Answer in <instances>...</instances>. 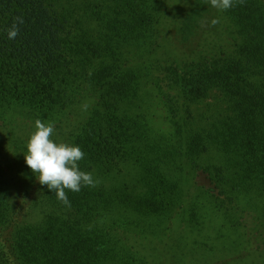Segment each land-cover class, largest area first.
Returning a JSON list of instances; mask_svg holds the SVG:
<instances>
[{
  "label": "rangeland",
  "instance_id": "rangeland-1",
  "mask_svg": "<svg viewBox=\"0 0 264 264\" xmlns=\"http://www.w3.org/2000/svg\"><path fill=\"white\" fill-rule=\"evenodd\" d=\"M74 4L89 7L84 27L96 43L90 47L98 45L78 75L85 69L90 80L97 70L100 78L79 94L76 127L61 137L81 148L79 169L98 183L66 190L65 205L37 181L46 201L29 221L5 223L0 215V264H264V156L257 165L252 149H264V141L231 123L238 113L233 101L242 104L264 80L257 75L261 66H253L262 52L264 0H236L226 11L210 0ZM222 68L226 76L218 77ZM228 78L237 94L221 88ZM45 103L54 110L59 105ZM38 106L34 113L47 108ZM44 118L53 122L46 111ZM20 127L24 132L0 129L2 171L12 153L26 164L34 131ZM202 139L214 150L194 167L183 150ZM222 163V175L240 176L235 191L211 178ZM126 192L133 200L120 202Z\"/></svg>",
  "mask_w": 264,
  "mask_h": 264
},
{
  "label": "trees",
  "instance_id": "trees-1",
  "mask_svg": "<svg viewBox=\"0 0 264 264\" xmlns=\"http://www.w3.org/2000/svg\"><path fill=\"white\" fill-rule=\"evenodd\" d=\"M73 2L74 0H0V108L3 107V111H0L1 130L11 132L17 129L24 132V129L20 127L21 123L24 127L30 128V132L35 131V124L32 123L33 119L30 115L34 117V123L39 119L48 124L44 118L45 111L47 115L53 116L51 124L55 127V133L50 139L55 142H64L61 137L63 132L66 129L69 130L68 128L76 127L73 121V109L79 104V94L85 89L94 88L92 80L100 77L97 76V70L93 72V79L90 80L86 77L85 69L78 75L79 64L87 57L91 58L88 54L90 48L98 47V45L90 47V43H96L89 41V33L84 27V23L89 18V15L86 16L89 7L86 5L76 7ZM16 17H22L24 23L19 25L17 37L9 39L7 30L11 28ZM260 42L262 52L253 54L257 57L253 66H261L257 71L258 76L264 75V37H260ZM95 50H97V56H104L102 51L104 49ZM223 69H217L218 77L221 74L226 76ZM207 78L202 77L199 81ZM221 85L228 94L238 92L237 86L230 78ZM191 86V88H198L199 84ZM257 87H261L259 91L249 95L242 104L239 98L233 101L238 113L232 117L234 120L231 123L234 126L241 123L250 136L257 134L264 141V80ZM245 90L250 91L247 88ZM206 92L205 89L204 93ZM121 96L122 93L118 94V98ZM51 99L59 103L55 110L45 103L47 101L49 103ZM26 105L30 107L29 111L19 108ZM38 105H46L47 108L41 113H34ZM242 106L244 109H240ZM10 108L11 111L8 112ZM208 144L207 142L204 144L202 139L199 144L183 150L190 165L194 167L204 165L201 161L214 150ZM252 149L257 154L254 160L259 165V161L262 163L264 149L259 145L253 146ZM236 151L238 155H241V151ZM16 154L12 153L6 158L4 156L8 164L3 171L0 164V215L5 223H15L20 219L29 221L35 211L46 201L45 196H41V188L37 184L36 176L27 172V165L22 164L20 155ZM238 155L236 158L246 163V159L242 160V156ZM9 157H12L13 161ZM217 165L213 166L217 172H213L211 178L219 177V180L226 184L224 190L230 192L233 188L235 191L234 182H238L237 178L240 176H224L221 171L225 170V164ZM235 165H239L237 161ZM245 169L240 170L239 175L244 174ZM124 194L123 200L118 198L120 202L133 200L129 193ZM31 195L34 198L30 207H27L26 201L29 196L31 198ZM102 216L103 213H97L98 220ZM27 217H30L29 220L26 219Z\"/></svg>",
  "mask_w": 264,
  "mask_h": 264
},
{
  "label": "clouds",
  "instance_id": "clouds-1",
  "mask_svg": "<svg viewBox=\"0 0 264 264\" xmlns=\"http://www.w3.org/2000/svg\"><path fill=\"white\" fill-rule=\"evenodd\" d=\"M236 0H210L212 7L219 11L232 8ZM240 4L244 0H239ZM219 21L214 19L212 24ZM22 17H16L11 28L7 30L9 39H15L19 34V25L23 24ZM86 107V106H85ZM55 133L53 124H45L41 120L35 121V131L27 141V152L24 154L26 165L35 174L42 186L55 193L57 200L69 205L66 190L79 192L84 186L95 187L98 181L91 173L79 169V161L85 154L79 146L68 143H57L50 139Z\"/></svg>",
  "mask_w": 264,
  "mask_h": 264
}]
</instances>
